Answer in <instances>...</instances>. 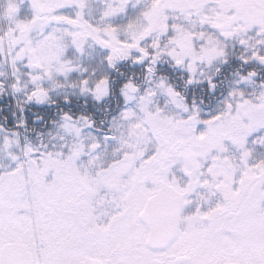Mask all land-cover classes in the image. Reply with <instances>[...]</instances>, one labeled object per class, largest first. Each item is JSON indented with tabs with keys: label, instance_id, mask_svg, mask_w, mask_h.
I'll list each match as a JSON object with an SVG mask.
<instances>
[{
	"label": "snow or ice",
	"instance_id": "obj_1",
	"mask_svg": "<svg viewBox=\"0 0 264 264\" xmlns=\"http://www.w3.org/2000/svg\"><path fill=\"white\" fill-rule=\"evenodd\" d=\"M0 264H264V0H0Z\"/></svg>",
	"mask_w": 264,
	"mask_h": 264
}]
</instances>
